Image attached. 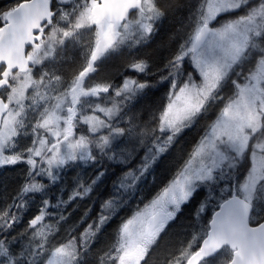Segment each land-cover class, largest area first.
Returning <instances> with one entry per match:
<instances>
[{"label":"snow or ice","instance_id":"1","mask_svg":"<svg viewBox=\"0 0 264 264\" xmlns=\"http://www.w3.org/2000/svg\"><path fill=\"white\" fill-rule=\"evenodd\" d=\"M179 9L187 24L153 74L139 53ZM77 55L80 69L66 75ZM116 56L131 72L98 78ZM201 119L204 135L160 181L165 158ZM10 169L20 178L0 184V264H152L154 255L159 264H264V0L0 9V172ZM174 227L183 232L170 241Z\"/></svg>","mask_w":264,"mask_h":264},{"label":"rangeland","instance_id":"2","mask_svg":"<svg viewBox=\"0 0 264 264\" xmlns=\"http://www.w3.org/2000/svg\"><path fill=\"white\" fill-rule=\"evenodd\" d=\"M2 1H8V0H2ZM0 4H1V0H0ZM165 22V21H164ZM164 22H163V24L162 25H164ZM161 25V26H162ZM160 33V28H159V30H158V32L154 35V37H153V39L142 49V51L139 53V55H140V57L141 58H143V59H145L146 61H147V63L149 64V66L151 67V69H152V72H153V74H156V73H158V71L160 70V69H163V66H164V64L166 63V61H167V58L169 57H167L166 59L164 58V60L162 61V62H160L161 61V59L160 60H158L157 62H155L154 61V58L151 60L150 59V57H148V52L150 51V50H153V49H155L156 47H157V45H158V43H160V40H157V36H158V34ZM181 34H183V33H181ZM84 39L85 40H87L88 39V37L87 36H85L84 37ZM157 40V41H156ZM158 48V47H157ZM156 48V49H157ZM155 49V50H156ZM152 61H153V63H152ZM160 62V63H159ZM82 63V61H80V57L77 55V56H75V62L73 61V60H70L68 63H66L65 65H64V68L63 69H66V70H68L67 72H65V74L66 75H71V73L73 72V71H78L79 69H80V64ZM121 64L122 66L120 67V71L118 70V68L116 67V65H118V64ZM70 65H73L72 66V68L70 67ZM154 65H155V69L154 68H152V67H154ZM162 66L161 68H159V66ZM159 68V69H158ZM158 69V70H157ZM114 70H118L117 72H115L114 73ZM100 71V77H98V78H104V77H110V78H112L114 81H116V82H119L121 79H122V76H123V74L125 73V72H131V69H129V68H127L126 67V65H125V62H124V59L123 58H121V57H119V56H116V57H114V58H112V59H108L107 61H105L104 63H103V65H102V68L99 70ZM116 74V75H115ZM154 91H158V92H161V94H162V96H161V99L163 100L164 98H165V93H166V89L164 88V87H160V88H158V89H155ZM211 118L212 119H214L215 118V112H213L211 115ZM202 122H204V125H203V127L201 126L202 125ZM208 119H204V120H200L199 121V123H196L193 127H191L190 129H186L185 130V132L184 133H187V132H190V131H192V130H194L195 128H197V126H201L200 128H201V132H200V136H199V138H198V141H200V139H201V137L204 135V132H205V127H206V125L208 124ZM82 127H84L85 129H86V126H82ZM179 142H180V139H179ZM178 142V143H179ZM177 146V145H176ZM181 146H182V144L181 145H179L178 146V148H174V149H172V151H171V153L168 155L169 157H172L171 158V163L173 164V168L175 169L176 168V166H177V164H178V162H182V158H187V156H188V154L189 153H191L192 151H193V149L195 148V147H193L192 148V150H191V152H189L188 154H187V152H186V156L184 155L183 156V153H181V151H182V148H181ZM172 168V169H173ZM173 169V170H174ZM172 170V171H173ZM170 173V172H169ZM166 174V177L163 179L164 181H166V179L171 175V174ZM241 174H242V172H241ZM157 176H158V172H157ZM8 177H10L12 180H14V179H18V178H20V176H19V169H17V171L16 170H12V169H10V170H8L7 172H0V183L4 180V179H6V178H8ZM69 179V182H71V177H69L68 178ZM70 191V189H68L67 187L65 188V195H64V199H67V193ZM145 195L150 199V194L149 193H145ZM140 202L139 201H133L128 207H126V208H124L122 211H121V213H120V216L121 217H129L131 214H132V212L136 209V207H137V204H139ZM140 206L142 207L143 205L142 204H140ZM188 206V205H187ZM186 206V207H187ZM189 206H190V204H189ZM76 207H81V216L83 215V212L85 211V209H86V207H87V201H81L80 203H79V205H76V204H73L72 205V207L68 210L70 213H71V215H70V220L71 221H76L75 219H76V217H75V215H74V210L76 209ZM185 207V208H186ZM191 208H192V210H190V211H186V210H184L183 211V213H182V215H181V217H182V219H179V221L177 222L178 223V225L179 224H187L188 223V220L191 218V215H192V213H193V211L195 210V204H193L192 206H190ZM118 222V221H117ZM23 226H21V228H22ZM115 228V225H113V227H112V229H114ZM183 232V229H181V228H179V227H174L173 229H172V232H171V236H170V239L172 238V237H177V234L178 233H182ZM64 238V233L63 232H61L60 233V236L58 237V239H63ZM171 241V240H170ZM156 257H158V255H154V261L152 262V264H159V261H160V258H156Z\"/></svg>","mask_w":264,"mask_h":264},{"label":"trees","instance_id":"3","mask_svg":"<svg viewBox=\"0 0 264 264\" xmlns=\"http://www.w3.org/2000/svg\"><path fill=\"white\" fill-rule=\"evenodd\" d=\"M170 2L171 3H177L178 0H170ZM179 2L187 4L189 2V0H179ZM1 3H2V0H1ZM0 7H2L1 4H0ZM186 24H187V13H186L185 9H179L178 11L175 12L174 15H170L169 18L164 22V25H162L160 27V33L157 36V40H160V43H158V45H157L158 48L156 47L157 48V49L155 48L156 50L155 49L150 50L148 52V57H150L151 60L154 58L155 62H157L160 59H161L160 62H162L164 60V58L166 59L171 54L172 49L175 47V44L173 41L174 34L178 33V32L183 33L182 32V26H186ZM152 63H153V61H152ZM72 66L73 65H70L71 68H72ZM121 66L122 65L120 63L118 65H116V67L118 68L119 71H120ZM161 67L162 66H159V68H161ZM152 68L155 69L156 68L155 65ZM63 71L67 72L68 70L63 69ZM117 71L114 70V73ZM155 92H156V100L157 101L162 100L161 99V96H162L161 92H158V91H155ZM211 114L212 113H210L209 115H211ZM201 120H204V119H201ZM203 125H204V122H202L201 126L203 127ZM201 126H197V128H195L194 130H192L190 132L183 133L182 137L180 138V142L176 146V148H178V146L182 144L181 153H183V156L186 154L187 151H189L192 148V146H195L197 144V141H198L197 138L200 136V132H201L200 127ZM171 158L172 157L167 156L164 160V163L161 165L160 169L158 170V177L161 178V179H159L160 181H164L163 179L166 177V174H168L169 171H172L174 169L173 164L171 163ZM164 170H166V171H164ZM161 172H164V174ZM160 175H161V177H160ZM13 181L14 180H12L10 177H8V178L4 179L0 184L7 183L9 185V187H11L12 184L14 183ZM192 205H193V203H190V206H192ZM190 206L188 205L184 210H186V211L192 210V208ZM80 213H81V207H76V209L74 210L75 217H76V215H79ZM78 219H76V220H78ZM180 219H182V217H180ZM113 231H114V229H112V227L108 228L107 231L105 232V234L100 237V240L97 243L96 247L97 248H103L108 243L110 237L112 236ZM176 239H177V237H172L170 240L175 241ZM156 258H160V257L158 256ZM154 259H153V261H154Z\"/></svg>","mask_w":264,"mask_h":264},{"label":"flooded vegetation","instance_id":"4","mask_svg":"<svg viewBox=\"0 0 264 264\" xmlns=\"http://www.w3.org/2000/svg\"><path fill=\"white\" fill-rule=\"evenodd\" d=\"M16 3V0H8V1H2L0 9L7 8L10 6H13Z\"/></svg>","mask_w":264,"mask_h":264},{"label":"bare ground","instance_id":"5","mask_svg":"<svg viewBox=\"0 0 264 264\" xmlns=\"http://www.w3.org/2000/svg\"><path fill=\"white\" fill-rule=\"evenodd\" d=\"M199 138V137H198ZM198 138H197V140H198ZM164 171H166V170H164ZM169 171V170H168ZM170 173L169 174H171L172 173V171H169ZM161 173H163L164 174V172H161ZM165 176V175H164ZM160 177H161V175H160ZM159 179H161V178H159ZM151 198V197H150ZM81 216V213L79 214V215H76V219H78L79 217ZM75 219V220H76Z\"/></svg>","mask_w":264,"mask_h":264}]
</instances>
